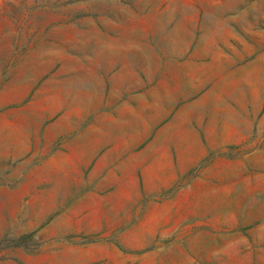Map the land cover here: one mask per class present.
Returning <instances> with one entry per match:
<instances>
[{
  "label": "rangeland",
  "instance_id": "1",
  "mask_svg": "<svg viewBox=\"0 0 264 264\" xmlns=\"http://www.w3.org/2000/svg\"><path fill=\"white\" fill-rule=\"evenodd\" d=\"M0 264H264V0H0Z\"/></svg>",
  "mask_w": 264,
  "mask_h": 264
}]
</instances>
